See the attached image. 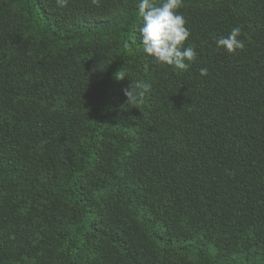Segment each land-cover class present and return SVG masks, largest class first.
Listing matches in <instances>:
<instances>
[{
  "label": "trees",
  "instance_id": "1",
  "mask_svg": "<svg viewBox=\"0 0 264 264\" xmlns=\"http://www.w3.org/2000/svg\"><path fill=\"white\" fill-rule=\"evenodd\" d=\"M140 2L0 0V264H264V0H183L187 71Z\"/></svg>",
  "mask_w": 264,
  "mask_h": 264
},
{
  "label": "clouds",
  "instance_id": "2",
  "mask_svg": "<svg viewBox=\"0 0 264 264\" xmlns=\"http://www.w3.org/2000/svg\"><path fill=\"white\" fill-rule=\"evenodd\" d=\"M98 4V0H93ZM58 6L66 7L67 0H57ZM183 6V0H163L161 4L155 0H141L138 4L139 16L143 18V24L139 28L142 36L143 50L153 57L157 63L173 66L175 69L187 71L190 64L196 59L197 53L193 46L185 47L184 44L191 35L183 15L177 10ZM241 35V28H232L227 37H220L216 43L230 53L245 47L244 41L238 39ZM200 74H208L206 68L200 69ZM126 73L119 70L115 73L117 80H123ZM151 90V84L144 81H137L123 89L127 97L128 105L143 104L145 93Z\"/></svg>",
  "mask_w": 264,
  "mask_h": 264
}]
</instances>
